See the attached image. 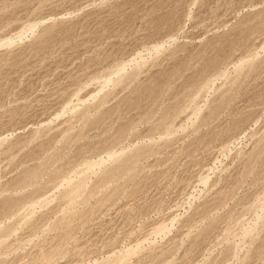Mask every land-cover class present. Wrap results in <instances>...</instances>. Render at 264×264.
<instances>
[{"label":"rangeland","instance_id":"374dc122","mask_svg":"<svg viewBox=\"0 0 264 264\" xmlns=\"http://www.w3.org/2000/svg\"><path fill=\"white\" fill-rule=\"evenodd\" d=\"M0 264H264V0H0Z\"/></svg>","mask_w":264,"mask_h":264},{"label":"bare ground","instance_id":"6f19581e","mask_svg":"<svg viewBox=\"0 0 264 264\" xmlns=\"http://www.w3.org/2000/svg\"><path fill=\"white\" fill-rule=\"evenodd\" d=\"M120 66H121V65H120ZM120 69H121V68H120ZM117 70H118V68H117ZM117 70H116V71H117ZM120 71H121V70H120ZM111 155H112V154H111ZM119 158H120V157H119ZM91 165H92V164H91ZM70 182H71V181H70ZM79 187H80V186H79ZM81 187H83V186H81ZM76 189H77V188H76ZM76 189H75V190H76ZM78 189H79V188H78ZM72 200H75V199H72ZM76 200H77V199H76ZM120 263H121V261H120Z\"/></svg>","mask_w":264,"mask_h":264}]
</instances>
